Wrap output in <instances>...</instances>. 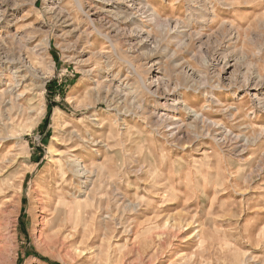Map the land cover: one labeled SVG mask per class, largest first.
<instances>
[{
  "label": "rangeland",
  "instance_id": "obj_1",
  "mask_svg": "<svg viewBox=\"0 0 264 264\" xmlns=\"http://www.w3.org/2000/svg\"><path fill=\"white\" fill-rule=\"evenodd\" d=\"M0 38L46 81L0 104V264H264V0H0Z\"/></svg>",
  "mask_w": 264,
  "mask_h": 264
},
{
  "label": "bare ground",
  "instance_id": "obj_2",
  "mask_svg": "<svg viewBox=\"0 0 264 264\" xmlns=\"http://www.w3.org/2000/svg\"><path fill=\"white\" fill-rule=\"evenodd\" d=\"M79 6H81V4H79ZM90 38H91V34L89 35L88 33L86 37V41H89ZM5 42H6L5 39L0 38V52L1 53L5 51L6 49L7 45ZM74 60L76 61L77 59H74ZM5 64L6 65H2V67L0 66V87L5 88L4 96L6 97V99L2 98V101L0 98V104H2L4 107V113L10 114L16 111L18 115L21 114L22 110L24 109L23 99L27 98L28 95H33V98L31 99L29 98L30 100H28L29 101L28 110L30 113L34 112L36 110V106H35L36 104H34L32 100L35 98L34 96L36 95L37 90L40 91L45 86V83H46L45 79L39 74V72L33 65L27 63L23 49H19V53L15 54L12 57V59H10V62L9 63L6 62ZM77 64H80L79 61H77ZM182 72H185V71H182ZM88 74H91V72H89ZM143 83L144 85H146L147 82H143ZM152 85L153 84H151V86ZM151 86H146V88L150 90ZM132 93L133 91H129L128 93L126 92L125 94L121 93L119 95L120 96L119 99L127 100L128 96ZM143 103L144 102H142L140 98L135 97L133 99V103L131 104L134 105L138 110H140L141 108H143ZM183 108H184L183 110L187 112L186 114L188 115V118H189L188 120L190 121L187 125L185 124L186 127H188L191 130H197L198 125L204 122L202 121L201 115L195 112L194 110L188 108L187 106L183 105ZM177 121L178 120L171 119L167 117V115L163 114L160 117H158L156 123L157 124L161 123L162 125H164L165 128L168 130L167 132L169 133V136L173 138L178 132H181L184 126V125L179 124ZM172 129H176L177 132L172 131ZM178 141H180V139H178ZM78 160L79 159L73 160L71 162V165L73 166V168L76 169L77 173H79L81 178L85 180L84 190L81 191L80 193V195L85 197V195L88 192H90V190L88 189V185L92 183V179L89 177L85 166H83L82 163H80Z\"/></svg>",
  "mask_w": 264,
  "mask_h": 264
}]
</instances>
